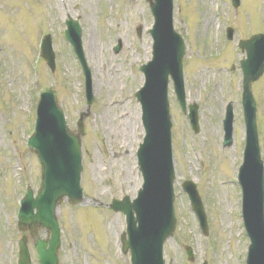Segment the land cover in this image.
I'll use <instances>...</instances> for the list:
<instances>
[{
  "label": "rangeland",
  "instance_id": "rangeland-1",
  "mask_svg": "<svg viewBox=\"0 0 264 264\" xmlns=\"http://www.w3.org/2000/svg\"><path fill=\"white\" fill-rule=\"evenodd\" d=\"M172 3L173 28L185 44L184 96L187 104L197 106L199 128L196 133L191 130L170 81L177 225L164 243V259L173 264L204 260L206 264H244L249 240L239 217L241 192L234 175L245 142L242 73L237 67L244 53L237 40L264 33V0H240L238 8L230 0ZM68 17L81 27L94 101L83 121L79 183L83 201L72 206L64 200L56 213L62 241L58 257L61 264H129V255L121 254L119 244L124 215L113 212L108 204L112 198H134L142 184L136 149L144 130L134 93L144 81L139 66L151 59L152 52L148 29L153 18L145 0H0V264H15L22 234L28 236L31 264H38L32 239L27 231H18L15 218L26 185L35 192L40 180L39 163L25 145L34 125L38 91L44 86L56 91L70 128L85 109L83 73L63 36ZM227 27L234 29L231 40L226 39ZM44 32L52 37L53 72L36 56L37 40ZM118 40L121 48L114 52ZM251 89L264 163V72ZM228 102L233 107V142L223 148L221 124ZM132 112L137 113L138 124ZM128 119L131 129L125 133L121 123ZM186 179L196 185L204 205L209 227L205 237L187 194L180 189ZM39 235L46 236L44 229ZM186 245L193 248L192 261L183 251Z\"/></svg>",
  "mask_w": 264,
  "mask_h": 264
},
{
  "label": "water",
  "instance_id": "water-1",
  "mask_svg": "<svg viewBox=\"0 0 264 264\" xmlns=\"http://www.w3.org/2000/svg\"><path fill=\"white\" fill-rule=\"evenodd\" d=\"M154 18L150 35L153 38L152 60L141 66L145 83L136 93L142 108V123L145 129L143 143L137 153L139 169L144 183L138 190L137 198L129 202L113 200L110 207L126 215L127 239L123 238V251L128 249L131 264H164L162 244L173 234L175 217L173 212L174 170L170 148V118L166 96L168 75L174 81V88L181 109L185 111L182 57L184 44L182 38L172 27V0H147ZM237 6L239 0H232ZM65 39L76 53L85 74L87 106L92 102L89 69L86 66L81 46V29L72 19L66 21ZM228 30V37L231 36ZM47 37L42 46V55L50 68L54 69V55ZM120 45L115 48L119 50ZM240 46L246 51V59L241 62L243 72L242 106L246 125V145L244 159L239 169L238 180L242 188V213L244 225L251 244L248 247L247 264H264V177L260 159L256 130V105L250 85L264 71V34H255ZM55 92L45 87L40 92L36 105L35 131L28 140L29 148L35 152L41 165L40 189L34 195L28 189L18 212V228L28 229L35 238L40 264H58L59 227L55 210L63 198L71 204L82 199L80 188L81 136L84 134L83 117L77 130L67 128ZM197 108L189 106V119L197 130ZM223 120V147L232 142V107L228 103ZM189 196L204 233L207 232L205 213L195 185L187 181L182 188ZM35 210V211H34ZM39 228L50 234L48 239L37 235ZM25 236L19 242L20 263L29 264ZM191 259V251L186 250Z\"/></svg>",
  "mask_w": 264,
  "mask_h": 264
},
{
  "label": "bare ground",
  "instance_id": "bare-ground-1",
  "mask_svg": "<svg viewBox=\"0 0 264 264\" xmlns=\"http://www.w3.org/2000/svg\"><path fill=\"white\" fill-rule=\"evenodd\" d=\"M126 104V102L124 103ZM132 116H133V120L135 121L136 124H138L136 122V118H137V113L136 112H132ZM131 119V117H129ZM130 119H128L129 122H124L125 120H123V122L121 123L122 125V130L125 132V133H129L130 132V129H131V122H130ZM114 224V223H112Z\"/></svg>",
  "mask_w": 264,
  "mask_h": 264
}]
</instances>
